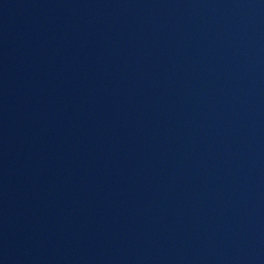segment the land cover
Returning <instances> with one entry per match:
<instances>
[{
  "label": "water",
  "instance_id": "1",
  "mask_svg": "<svg viewBox=\"0 0 264 264\" xmlns=\"http://www.w3.org/2000/svg\"><path fill=\"white\" fill-rule=\"evenodd\" d=\"M0 264H264V0H0Z\"/></svg>",
  "mask_w": 264,
  "mask_h": 264
}]
</instances>
